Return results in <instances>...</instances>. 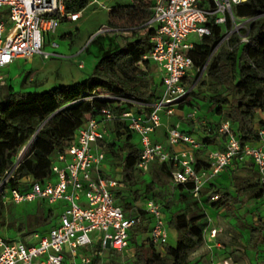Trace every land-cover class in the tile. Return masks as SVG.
<instances>
[{"label": "built area", "instance_id": "1", "mask_svg": "<svg viewBox=\"0 0 264 264\" xmlns=\"http://www.w3.org/2000/svg\"><path fill=\"white\" fill-rule=\"evenodd\" d=\"M243 1H155L146 22L153 30L151 45L137 63L144 72L153 66L161 85L148 117L135 115L132 109L117 114L111 107L101 108L99 118L83 121L71 143L54 152L51 176L42 181L23 177L21 184L26 186L23 191L5 187L12 170L22 159L21 152L12 169L0 180L3 202H59L61 212L47 229L29 233V240H9L0 232V264H63L66 257L70 264H92L96 256L105 252L129 249V233L141 218L134 213V207L126 211L119 203L117 192L126 185L121 176L113 174L116 166L112 165L111 169L106 166L110 160L104 147L98 144L99 140L111 136L106 125L114 120L125 121L127 128L138 134L137 167L142 172L155 160L168 163L174 183L192 182L191 195L200 203L213 206L222 194L217 185H213L217 177L230 166H251L262 187L256 201L264 205V110L258 112L259 120L253 127L255 136L251 139L242 140L237 125L229 120L220 121L214 133L220 137L222 147L213 146L206 154L207 166L200 169L194 167L195 157L191 151L175 153L151 138V134L164 125L160 113L169 115L182 106L194 85L186 84L199 70L187 55L193 45L187 41V36L194 33L202 38L209 33L207 22H211L222 27L218 45L224 40L228 44L234 33L241 42H246L247 35L240 33V29L250 19L237 17L233 12V7ZM79 18L80 12L66 9L65 0H0V86L4 83L3 69L15 59L34 55L42 59L60 58L59 44L49 40V34L54 33L61 22ZM46 38L49 47H46ZM164 127L167 144L171 147L188 144L193 149H201L204 146L192 133L168 124ZM34 139L35 136L29 141ZM204 188H209L206 196L201 195ZM139 208L152 218L148 239L160 246L166 243L168 223L161 205L146 199ZM256 220L264 222V217H256ZM211 234L214 236L215 230Z\"/></svg>", "mask_w": 264, "mask_h": 264}, {"label": "trees", "instance_id": "2", "mask_svg": "<svg viewBox=\"0 0 264 264\" xmlns=\"http://www.w3.org/2000/svg\"><path fill=\"white\" fill-rule=\"evenodd\" d=\"M88 2L89 0H65V6L67 10L79 12ZM152 11L153 4L150 0H132L130 4L112 7L106 25L109 31L115 30L125 36L121 37V43L110 42L112 36L100 32L91 38L90 43L95 44L96 48L89 54L96 58V62L83 80L54 85L43 91L24 90L23 87L14 90L10 86L3 93L0 91V180L14 166L19 149L39 128L30 154L23 157L12 170L5 187L23 191L26 189L21 184L23 177L28 176L36 181L50 177L54 152L71 143L75 131L83 121L99 118L101 108L111 107L117 114L130 109L140 113V108L148 109L144 104L157 99L154 92L143 91L142 77L147 72L137 66L151 45L153 30L146 22ZM233 12L237 17L251 20L247 29L241 32L247 35L246 42H241L234 35L228 41L230 48L220 46L217 49L222 37V27L207 22L209 33L193 43L187 55L196 68H204L205 75L199 84L206 86L214 94L212 104L217 106L216 111L223 115V120L236 124L242 140H245L255 136L253 126H249V115L264 110V0H245L235 5ZM142 62L146 67L149 66L147 61ZM206 78L211 82L206 81ZM196 79L195 74L193 79L186 81L188 87L194 83L188 96L193 93ZM252 84L260 87L252 93H246ZM219 87H225L231 98L218 94ZM223 104L229 106V112L222 111ZM111 128L112 135L106 140H99L98 144L104 147L111 165H115V161L122 164L121 180L130 190L138 183L137 174L142 173L137 167L139 148L131 142L132 132L125 121L114 120ZM214 131L215 129L212 133ZM207 141L209 143L212 140ZM206 166V159L195 152L194 167L200 169ZM174 184L180 192L192 196V182ZM150 189L149 183L146 190ZM121 192L122 190L117 192V197L124 210L134 207V213L141 218V222L129 233L128 246L134 248L132 264H188L189 253L202 243L203 229L207 224L206 214L195 202L185 204L184 212H174L167 218L169 226L176 231V240L174 245L164 243L161 252L148 238L139 240V236L148 235L152 218L126 201ZM261 193L262 187L254 176L242 177L240 187L233 193H222L213 206L231 210L234 205H244L249 199H257ZM131 195L134 203L139 199H152L151 196L143 199L137 189H133ZM6 207L0 193V212ZM54 216L53 209L38 208L26 217L19 229L26 236L37 231L39 226L49 222L51 225ZM262 232L264 222L261 221L249 230L248 243L254 249L261 241ZM94 259L92 264H95Z\"/></svg>", "mask_w": 264, "mask_h": 264}, {"label": "rangeland", "instance_id": "3", "mask_svg": "<svg viewBox=\"0 0 264 264\" xmlns=\"http://www.w3.org/2000/svg\"><path fill=\"white\" fill-rule=\"evenodd\" d=\"M115 1L106 0L105 5L115 7ZM156 0H150L154 5ZM132 3V0H129ZM110 8V9H111ZM6 8H2L5 10ZM109 9V10H110ZM109 10L102 8L97 3H92L83 8L81 17L73 22H61L54 33L49 34V40H55L59 44V51H62L60 58L42 59L39 55H34L30 58H21L17 60L21 65L20 70L11 71L4 78V83L0 86L2 92L7 86L14 90H19L23 87L24 90H40L49 89L54 85L72 84L83 80L92 67L93 57L90 52L96 48L95 44L91 45V38L98 33L95 29L100 27V33H105L107 36L111 35L110 42H119L124 33L117 31H109L106 25ZM7 19V15H4ZM251 20L242 24L240 33L247 29ZM103 25V26H101ZM92 35V36H91ZM234 35H236L234 33ZM232 35V36H234ZM200 39L194 33L187 36L188 42H198ZM220 46L230 48L225 40L221 42ZM46 47H49L48 38H46ZM94 48V49H93ZM205 75L204 68L196 72L197 79L195 81L193 93L187 96L185 103H181L172 114L166 115L161 112L160 115L169 116L167 122L170 126H177L178 128L186 129L192 134H196L198 140L202 144H207V140L215 141L209 135H214L212 131L220 121L224 119L223 115H219L216 111L217 106L212 104V97L214 96L206 86L200 85V81ZM157 78V79H155ZM144 82L143 91L146 93H155L156 77L154 68L149 66L147 73L142 77ZM206 81L211 82L206 78ZM260 85L252 84L246 93H252ZM153 93V94H154ZM218 94L231 98L225 87L218 88ZM185 105L184 110H180ZM224 113L229 112L227 104L222 105ZM259 120V115H249V126H254ZM108 132L111 125H106ZM162 130V129H161ZM112 135V134H111ZM32 142L28 141L23 145L18 152L21 153L22 158L29 155L31 152ZM17 155V156H18ZM234 168L232 170L227 167V172L224 176L225 183H221L224 190L234 192L240 187L242 177H251L253 173L250 171L252 167ZM172 168L167 163L155 161L151 163L146 172L138 173V183L136 186L128 190L131 196V191L137 189L143 199L151 196V198L159 203L162 211L166 215V220L174 212H184L185 204L195 202L196 206L200 208L207 217V224L203 229V241L201 244L193 248L188 256V264H264V238L256 249L251 247L248 243L249 229L257 224L254 218L256 215L264 217V205L260 202L255 203L253 199H249L244 205H234L231 210H224L223 208L214 207L208 208L202 203H199L193 196L180 192L175 186L172 178ZM222 174L217 177L221 178ZM150 183L151 189L146 190L147 184ZM7 207L0 212V232L13 240H29V235H23V231L19 229L20 224L26 221V217L33 214L36 209L42 208L44 210L51 208L54 211L53 221H56V215L61 212L60 203L56 202L48 204L46 201L33 200L30 202L8 203ZM255 219V222L252 221ZM253 219V220H254ZM48 224L39 226L37 231L45 230L49 227ZM169 226V224H168ZM170 227V226H169ZM215 230L214 236L212 232ZM148 238L147 235L139 236V240ZM167 244L174 245L175 240L170 235L167 237ZM156 248L161 252L162 245L155 244ZM133 246L124 252L108 251L102 255L95 257L94 262L98 264H132L133 261ZM64 264H68L65 262Z\"/></svg>", "mask_w": 264, "mask_h": 264}, {"label": "crops", "instance_id": "4", "mask_svg": "<svg viewBox=\"0 0 264 264\" xmlns=\"http://www.w3.org/2000/svg\"><path fill=\"white\" fill-rule=\"evenodd\" d=\"M106 0H89V2H88V4L86 5V6H88L89 4H92V3H97L98 5H100L102 8H105L106 10H109L110 8H111V5H105V2ZM116 3H115V5L116 4H120V5H126V4H130L129 3V0H119V1H115ZM80 12V17H81V12L82 11H79ZM101 26H103V25H101ZM99 28L100 27H98L97 29H95V32L96 31H98L99 30ZM125 35V34H124ZM92 36V35H91ZM122 39V38H121ZM120 43H121V40L119 41ZM60 52H62V51H60ZM92 57H93V60H92V67H93V65L95 64V62H96V58L92 55ZM19 59H21V58H18V59H15L8 67H6V68H4L3 69V75H4V78H6V76H7V74L9 73V72H11V71H17V70H20V68H21V65L20 64H18V62H17V60H19ZM92 67L90 68V70H89V72H88V74L90 73V71H91V69H92ZM153 67V66H152ZM154 72H155V69H154ZM156 75V74H155ZM157 77V76H156ZM155 79H157V78H155ZM155 88H156V92H155V94L157 95V97L159 96V94H160V92H161V85H160V83H159V81L158 80H156L155 81ZM42 90H46V89H42ZM1 92H2V90H0ZM36 91H40V90H36ZM3 93V92H2ZM155 101V100H154ZM154 101H152L151 103H148V104H144L145 106H148V109H145V108H140V113H137L135 110H133L134 111V114L135 115H139V116H141L142 118H146V117H148V114H149V112H150V110H151V107H152V104L154 103ZM139 105L141 106H143V104L142 103H139ZM186 107H185V105H183V108L181 109L180 108V110H184ZM138 109V108H137ZM177 110V109H176ZM169 116H161V121H162V124H167V122L169 121ZM257 124V123H256ZM256 124L254 125V126H256ZM164 125H162V126H160V127H158L152 134H151V138L153 139V140H155V141H158V142H160V143H162L163 144V146H164V148H166V149H168V150H170V151H172V152H175V153H180V152H183V151H191L192 153H193V155H194V157H195V152H199V155H200V157L201 158H204V159H207V157H206V154H207V152L210 150V149H212L213 148V146H219L220 148L222 147V142H221V140H220V137L219 136H217L215 133H214V135L215 136H213V135H209L210 137H212L213 139H215V141H210L209 143H207V144H203L204 146L201 148V149H193L190 145H188V144H179V145H176V146H169L168 144H167V140H166V134H165V127H164ZM234 125H236V124H234ZM253 126V127H254ZM111 127V126H110ZM112 129V128H111ZM111 129H110V132H111ZM162 129V130H161ZM181 130H183V131H185V132H187V133H190V132H188V130H186V129H182V128H180ZM121 132H123V130H121ZM196 137H197V135L196 134H194ZM123 137H124V135H122ZM120 139H123L122 137L120 138ZM138 140H139V137H138V134L137 133H132V137H131V142H133V143H135L136 145H137V147L139 148V144H138ZM110 162H111V160L108 162V164L106 163V166L107 167H109L110 169L112 168V165L110 164ZM110 165V166H109ZM113 166H116V172L115 171H113V170H111V171H113V174H117V175H119V176H121V170H122V164H119L117 161H115V165H113ZM233 167L234 168H242V166H230L229 167V169L230 170H232L233 169ZM229 169H226V170H229ZM247 169H250L251 170V168H249V167H247ZM146 172V171H145ZM251 173H253V171H250ZM226 171H224L223 173H222V176H221V178H218V180H216L215 181V184H213V185H217V187H218V189H220L221 190V192L222 193H226V192H229V193H233V192H231V191H229V190H224L223 188H222V184L221 183H225V180H224V176L226 175ZM253 176H254V178H256L255 177V174L253 173ZM208 190H209V188H204L203 190H202V192H203V194H201L202 196H206V194H207V192H208ZM121 194H122V196H123V198L126 200V201H128V202H131L132 204H133V206H135V207H137V208H139L140 206H142V204H143V202L145 201V200H141V199H139L138 201H136L135 203L133 202V200H132V195L130 196L129 195V192H128V189H127V187H125V188H123L122 189V192H121ZM119 200V199H118ZM199 201V200H198ZM253 201L255 202V203H257V201H256V199L254 200L253 199ZM119 203H120V201H119ZM200 203V202H199ZM121 204V203H120ZM122 205V204H121ZM203 205H205V204H203ZM239 205V204H238ZM206 207H208V208H214V206H208V205H205ZM242 206V205H241ZM225 210V209H224ZM260 216V215H259ZM256 217H258V215H256L254 218L256 219ZM254 218H252V221H254L255 222V219ZM254 219V220H253ZM250 230V229H249ZM168 236L170 235L171 237H173L174 238V240H176V231L172 228V227H169L168 226ZM2 233V232H1ZM4 235V234H3ZM5 236V235H4ZM147 237H148V235H147ZM8 238V237H7ZM261 238H264V232H262V235H261ZM168 239V238H167ZM65 262H67L68 264H70V261H69V258L68 257H66L65 258V261L63 262V264L65 263Z\"/></svg>", "mask_w": 264, "mask_h": 264}, {"label": "water", "instance_id": "5", "mask_svg": "<svg viewBox=\"0 0 264 264\" xmlns=\"http://www.w3.org/2000/svg\"><path fill=\"white\" fill-rule=\"evenodd\" d=\"M100 31H102V29H99L97 32H100ZM38 130H39V128L35 131V133L32 135V137H34V136L36 135V133H37ZM32 137H31V138H32ZM31 138H30V139H31Z\"/></svg>", "mask_w": 264, "mask_h": 264}]
</instances>
